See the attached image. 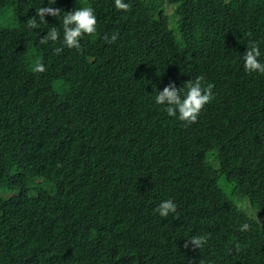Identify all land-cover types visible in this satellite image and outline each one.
Listing matches in <instances>:
<instances>
[{"label":"trees","instance_id":"16d2710c","mask_svg":"<svg viewBox=\"0 0 264 264\" xmlns=\"http://www.w3.org/2000/svg\"><path fill=\"white\" fill-rule=\"evenodd\" d=\"M55 1L62 12L70 3L76 8L85 5L78 0ZM113 2L90 0L88 3L98 22H102L108 32L115 27L117 30L119 23V17L113 13L123 12L110 8ZM125 2L131 5L130 11L145 9L148 13L156 4L164 7L174 3V15L179 18L176 34L180 43L170 29L155 36L153 26L148 25L144 41L125 44L121 39L119 44H112L114 51L102 71L86 55H81L78 64L85 80L79 84L73 77L69 80L64 76L58 77L53 82L56 97L67 99L59 103L49 100L45 113H40V109L25 110L27 115L20 125L41 139L47 137L51 126L57 148L66 145L62 137L74 141L88 164L102 169L106 181L119 194L122 190L126 192L140 217L147 221L145 235H151L149 223L156 225L162 241L166 242L165 251H162L160 242L146 243L141 239V248H136L135 264H205L213 260L218 264H242L245 244L253 233L264 234V75L248 74L243 67V55L252 43L258 45L261 52L258 59L264 63V0ZM33 17L34 11L26 7L17 20L6 23L0 20V28L4 27L0 30V84L6 81L14 83V77L24 76L47 96L48 84L32 70L38 55L31 46H27L25 32H4L26 26L27 20ZM125 29L128 30L126 24ZM119 33L122 36L123 33ZM130 37L133 38L132 35ZM153 49L154 55L147 57L146 64L156 72L158 84L166 74V81L170 80L177 89L201 75L205 78L204 87L214 85V98L200 112L197 122L190 126L183 123L178 127H191L181 129L180 133L185 135L187 144H196L188 148L198 147L194 163L183 155L182 141L177 134L146 129L148 125L171 129L173 120L161 109L152 112L150 104L145 101L154 93H140L132 82H128L133 69L137 70L138 59L145 58L139 56V50L147 56ZM94 78L101 82L96 83ZM72 86L82 89L77 99ZM186 91H182V96ZM135 97L138 101H131ZM105 103H133L145 117H138L135 122L119 112L109 115ZM116 135H123L125 141L115 142ZM117 146L128 152L133 172L120 165ZM210 150L216 152L210 153ZM255 152V156L246 157ZM136 159L135 163L132 162ZM147 167L159 169L173 181L149 180L154 184L153 190H145L144 196L134 192L136 195L131 197L130 186H136L137 181L145 179L134 172ZM22 172L24 177L19 193L8 199L0 197V209L4 213H0V219L8 218L12 226L26 219L32 221V215L21 204L32 196L29 192L42 196L41 192L46 191L44 182H39L23 168ZM54 178L58 176L50 181ZM6 181L4 167H0V183L5 184ZM186 185L190 189L191 200H194L193 214L175 222L170 217L153 215L154 203L173 198L176 191ZM63 205L64 200L60 196L56 199L55 209ZM211 218L220 221L217 227L206 222ZM192 222H200V233L189 231L181 239L186 228L184 225ZM245 223L252 225L251 230L241 232L240 228ZM21 224L24 229V223ZM32 235L30 241L40 247L38 234L35 231L28 233V236ZM200 235L209 237L202 248L183 247L187 239ZM11 249L0 243V264H12L7 259ZM89 252L80 253L71 259L70 264H103L104 256L100 250Z\"/></svg>","mask_w":264,"mask_h":264},{"label":"clouds","instance_id":"9594fccd","mask_svg":"<svg viewBox=\"0 0 264 264\" xmlns=\"http://www.w3.org/2000/svg\"><path fill=\"white\" fill-rule=\"evenodd\" d=\"M78 1L84 2L85 5H78L79 8H76L75 4L70 3L62 12L55 0H0V20L3 23L17 20L26 7L34 11L35 17L28 19L26 26L4 32H25L27 46H31L38 55L32 70L35 74H40L50 88L46 96L24 76L14 77V83L6 81L0 84V167H4L7 180L5 184L0 183V197L8 199L19 193L24 177L22 168L35 176L39 182H44L46 190L41 192L42 196L29 192L32 196L21 202L22 208L32 215V221L26 219L12 226L8 218L0 219V243L12 247L7 258L12 264H19V261L26 264H70L71 259L80 253L95 250H100L104 256L101 260L103 264H135L138 256L136 248H141V239L146 243L160 242L162 251L167 247L154 223L148 224L151 235H145L147 221L140 217L126 192L122 190L119 194L106 181L102 169L88 164L74 141L71 142L66 136L62 137L66 145L57 148L51 126L48 128L47 137L41 139L20 125V121L27 115L25 110L40 109V113H45V105L50 103L49 100L59 103L67 99L63 96L56 97L53 82H56L58 77L64 76L68 80L73 77L79 84L85 80L78 64L81 55H86L88 60L102 71L114 51L112 44H119L121 39L125 44L144 41L148 25L153 26L155 36L158 32L159 35L167 33L170 29L177 43H180L176 34L179 18L174 15V3L165 4L164 7L156 4L152 12L148 13L145 9L130 11L131 5L125 0H114L110 8L123 12L113 13L119 17L118 31L115 27L108 32L102 22H98L94 10L88 4L90 0ZM151 14L155 16L152 17ZM125 24L128 30L125 29ZM119 31L123 33L122 36ZM151 55H154V49L147 56L139 50V56L145 58L138 59L137 70L133 69L128 82H132L140 93H154V96L145 102L150 104L152 112L155 109L164 111L173 120V124L171 129L162 125L145 127L148 131L177 134V138L182 141L183 155L186 160L194 163V153L198 147L188 148L187 146L196 144H187L185 135L180 133L181 129L191 127H178L183 123L190 126L197 122L200 112L214 98V85L207 84L204 87L205 78L201 75L177 89L170 80L166 81V74L162 83L158 84L156 72L146 64L147 57ZM260 55L258 45L252 43L243 55L246 73L264 75V63L258 59ZM96 76L100 77L97 73ZM94 81L101 82L95 78ZM184 89L187 91L182 96ZM72 90L74 98L77 99L82 89L72 86ZM131 101H138V98L135 97ZM105 108L109 115L119 112L135 122L138 117H145L142 110L133 103H105ZM83 117L87 119V116ZM80 124L84 122L80 121ZM114 139L117 142L124 140V137L116 135ZM117 148L120 165L133 172L128 152L119 146ZM213 152L216 151L210 150V153ZM255 155L256 152L246 157ZM188 164L191 167V164ZM45 171H49L47 175L44 174ZM134 173L145 179L137 181L136 186H130L131 197L136 195L134 192L144 196L145 190H153L154 184L149 180H172L170 176L152 167ZM54 176L58 178L50 181ZM189 191L186 185L178 189L173 198L159 204L154 203L153 215L170 217L172 222H175L193 214L195 205ZM60 196L63 197L64 205L55 209L56 199ZM0 213L4 215L1 209ZM202 219L201 216L200 222ZM200 222L185 224L181 239L189 231L200 233ZM206 222L214 227L220 223L213 218ZM21 223H24V229ZM251 227L252 225L245 223L240 231L248 232ZM31 231L38 234L40 247L30 241L33 235L28 236V233ZM208 239V235L193 236L187 239L183 247L188 249L191 245L193 249H200L207 244ZM10 241L13 242L12 245ZM205 264L218 263L213 260ZM242 264H264V234L253 233L245 244Z\"/></svg>","mask_w":264,"mask_h":264}]
</instances>
